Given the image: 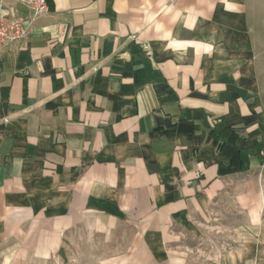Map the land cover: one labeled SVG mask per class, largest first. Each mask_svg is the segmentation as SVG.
<instances>
[{
	"label": "crops",
	"instance_id": "1",
	"mask_svg": "<svg viewBox=\"0 0 264 264\" xmlns=\"http://www.w3.org/2000/svg\"><path fill=\"white\" fill-rule=\"evenodd\" d=\"M46 1L7 3L0 264H264L259 0Z\"/></svg>",
	"mask_w": 264,
	"mask_h": 264
},
{
	"label": "rangeland",
	"instance_id": "2",
	"mask_svg": "<svg viewBox=\"0 0 264 264\" xmlns=\"http://www.w3.org/2000/svg\"><path fill=\"white\" fill-rule=\"evenodd\" d=\"M187 1L188 0H148V2H150L153 7H158V8L166 7V6H178L179 4ZM254 13L255 16L257 17L260 33H264V0H259V4L255 6ZM260 38L264 40V35L260 36ZM262 173L263 172L258 173L257 176L254 177L253 179H249L247 181H243L235 185V187H241V188L257 187L260 192L259 195L260 204L263 199L262 190L264 189V176H262ZM247 198L250 199V195H248ZM233 199L234 197L232 196L228 197V200H226L223 203V206L220 209H218V214L216 213V215L214 216V218H212V220L219 218L223 222L226 221L227 224H229V222L234 223L236 221H241V220L245 221L247 219V214L243 209L233 208V206H231L232 204L233 205L235 204ZM212 223H217V222L212 221ZM217 231L218 229H216V235H217ZM228 233H229V229H226L225 234L229 235ZM103 252L105 251L103 250ZM94 262L95 261L89 260L86 262V264H91V263L94 264ZM102 262L103 260H99V264H102Z\"/></svg>",
	"mask_w": 264,
	"mask_h": 264
},
{
	"label": "built area",
	"instance_id": "3",
	"mask_svg": "<svg viewBox=\"0 0 264 264\" xmlns=\"http://www.w3.org/2000/svg\"><path fill=\"white\" fill-rule=\"evenodd\" d=\"M9 1L24 5L29 10L31 21L44 17L49 13L46 0H0V52L10 45L20 42L28 35V29L23 21L14 15L12 9H8ZM9 13L5 14L4 11ZM9 120L5 119L7 123Z\"/></svg>",
	"mask_w": 264,
	"mask_h": 264
}]
</instances>
